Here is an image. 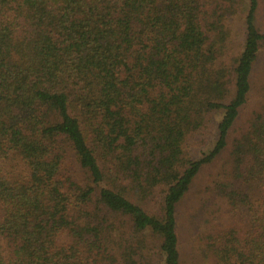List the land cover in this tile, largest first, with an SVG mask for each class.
<instances>
[{
    "label": "trees",
    "instance_id": "trees-1",
    "mask_svg": "<svg viewBox=\"0 0 264 264\" xmlns=\"http://www.w3.org/2000/svg\"><path fill=\"white\" fill-rule=\"evenodd\" d=\"M259 7L0 0V264H264Z\"/></svg>",
    "mask_w": 264,
    "mask_h": 264
},
{
    "label": "rangeland",
    "instance_id": "rangeland-1",
    "mask_svg": "<svg viewBox=\"0 0 264 264\" xmlns=\"http://www.w3.org/2000/svg\"><path fill=\"white\" fill-rule=\"evenodd\" d=\"M246 9H247V6H246ZM245 9V10H246ZM244 10V11H245ZM257 21L261 27V31L264 32V0H260V7H259V10H258V14H257ZM241 49H239L238 47L237 48H234L233 51H232V54L231 56H235L237 53H239ZM231 53V52H230ZM254 75H255V79H256V85H260L263 83L264 81V42H262V47H261V54H260V61L259 63H257V66H256V71L254 72ZM258 91V89L256 90ZM255 91V92H256ZM252 104H251V108H254L256 107V105H258L260 102H264V98L261 97V96H256L253 98L252 100ZM204 175L200 178V180L198 181L199 182V187H202L204 185V182L205 181H202L204 179ZM202 181V182H201ZM190 201V202H189ZM189 201H187V204L189 207L192 208V210L194 209L192 206H195L196 203H195V198L192 197V198H189ZM192 203V204H191ZM195 203V204H194Z\"/></svg>",
    "mask_w": 264,
    "mask_h": 264
}]
</instances>
